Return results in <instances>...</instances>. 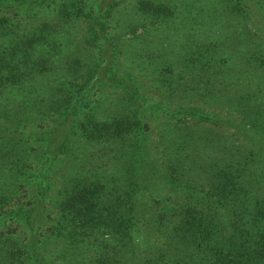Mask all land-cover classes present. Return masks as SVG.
Masks as SVG:
<instances>
[{"label":"trees","instance_id":"obj_1","mask_svg":"<svg viewBox=\"0 0 264 264\" xmlns=\"http://www.w3.org/2000/svg\"><path fill=\"white\" fill-rule=\"evenodd\" d=\"M0 224V264H264V0H0Z\"/></svg>","mask_w":264,"mask_h":264},{"label":"rangeland","instance_id":"obj_2","mask_svg":"<svg viewBox=\"0 0 264 264\" xmlns=\"http://www.w3.org/2000/svg\"><path fill=\"white\" fill-rule=\"evenodd\" d=\"M206 2H207V0H203V4L206 3ZM201 14H202L201 18H203L205 13L203 11H201ZM180 28H181V30L179 31V34L173 39L172 42L176 41V39H178V38H185L186 35H190V32L188 30V28H189L188 25L184 24ZM230 31L231 30L228 29V32H230ZM201 40L203 41L204 39H201ZM112 90H115V89L113 87H111V86L107 87V91H112ZM96 97L97 96H96V93L94 91H90V92L87 93V95H86V97L84 99L83 106L80 107V109L78 110V114L77 115H78L79 118L85 116V114H88L87 111L94 104ZM110 110H111V106L108 105L107 106V111H110ZM149 121H151V122H149L147 124V131H151V135H150L151 138H153V137L156 138L155 136H157V132L155 131L156 129H154V120L151 118V119H149ZM40 128H42L44 130L46 127L44 126V127H40ZM43 130H40V129H36L35 130L36 136H38V138L41 136L40 132L43 131ZM34 137H35V135H34ZM45 209L48 211L47 207H45ZM2 226H3V224H0V227H2Z\"/></svg>","mask_w":264,"mask_h":264}]
</instances>
